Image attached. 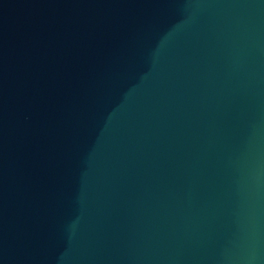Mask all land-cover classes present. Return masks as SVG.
<instances>
[{
  "label": "water",
  "instance_id": "95a60500",
  "mask_svg": "<svg viewBox=\"0 0 264 264\" xmlns=\"http://www.w3.org/2000/svg\"><path fill=\"white\" fill-rule=\"evenodd\" d=\"M0 264H264V0H0Z\"/></svg>",
  "mask_w": 264,
  "mask_h": 264
}]
</instances>
